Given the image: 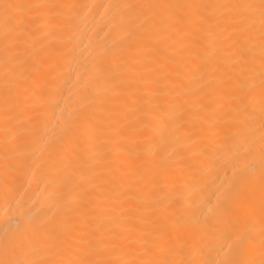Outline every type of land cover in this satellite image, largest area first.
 <instances>
[{
  "label": "bare ground",
  "instance_id": "bare-ground-1",
  "mask_svg": "<svg viewBox=\"0 0 264 264\" xmlns=\"http://www.w3.org/2000/svg\"><path fill=\"white\" fill-rule=\"evenodd\" d=\"M0 264H264V0H0Z\"/></svg>",
  "mask_w": 264,
  "mask_h": 264
}]
</instances>
